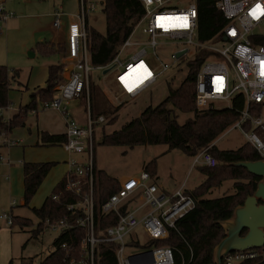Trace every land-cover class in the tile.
<instances>
[{
    "label": "built area",
    "instance_id": "2783aa9c",
    "mask_svg": "<svg viewBox=\"0 0 264 264\" xmlns=\"http://www.w3.org/2000/svg\"><path fill=\"white\" fill-rule=\"evenodd\" d=\"M145 5L142 20L132 29L130 36L118 48L114 60L99 68H117L116 83L121 93L114 97L115 103L124 102L121 96L134 99L157 82V79L169 71L182 70L183 63L193 61L199 48L209 51L210 56L201 65L196 77V107L215 109L216 100L230 101L227 108L237 107V101H243L240 118L227 130L239 128L247 142L251 143L264 159V125L261 116L251 114L253 104L264 103V43L258 40L262 34L254 29L263 23L264 0H216L217 8L228 23L223 29V38L214 42H202L198 38L197 0H179L187 6H171L170 0H141ZM80 9L74 21L68 27L67 54L73 64L68 78L58 85L59 97L44 102L43 109H56L66 122V142L62 145L67 152L86 156V161L70 159L66 174V190L75 197V201L66 204L69 215L47 218L44 229L52 233H65L71 228L84 230L80 256H71L73 249H67V264H96L97 246L100 243H116L118 264H175V248L172 246H154L151 249L129 248V242H140L133 238L138 227L146 233L148 240L165 239L171 229L186 213L195 208L197 199L183 183L174 191L161 189L151 182L148 171L143 169L138 175L120 181V188L111 194L102 204V213L117 217L115 225L97 231L96 200L94 188L95 128L105 122L107 117L101 114L94 117L91 101V56L88 47L89 15L96 10L91 0H79ZM65 13L57 8L53 12V26L61 29ZM15 16L3 2H0V21ZM146 35V40H138V30ZM175 45L167 58H162L160 49ZM139 47L135 51H129ZM152 49L155 63L145 59ZM188 55L193 57L189 58ZM78 99L85 102L86 119L82 124L69 108V101ZM1 110V109H0ZM37 110V109H36ZM252 128L245 130L246 123ZM1 140V139H0ZM16 145L15 140L3 138ZM3 142V143H4ZM214 144V143H213ZM206 147L194 157L193 166L201 164L215 167L217 161ZM1 158V157H0ZM197 165V166H196ZM52 199L61 201V194L54 193ZM16 202L13 201V205ZM0 219L9 225L13 223V214L5 212ZM151 252V254H150ZM223 264H264V244L247 250H236L222 257Z\"/></svg>",
    "mask_w": 264,
    "mask_h": 264
},
{
    "label": "trees",
    "instance_id": "16d2710c",
    "mask_svg": "<svg viewBox=\"0 0 264 264\" xmlns=\"http://www.w3.org/2000/svg\"><path fill=\"white\" fill-rule=\"evenodd\" d=\"M104 15L106 19V31L98 33L94 28H88V47L91 56V64L94 67L105 66L111 63L118 53V48L130 36L132 29L142 20L145 14V5L141 0H104ZM198 4V38L202 42H214L222 39L223 29L228 21L223 13L217 8L216 0H197ZM264 43V35L258 40ZM37 49L42 55L51 54L52 49L42 43L37 44ZM210 56L209 51L199 48L196 57L188 63L189 71L187 77L178 88H170L166 100L158 105H150L138 117L113 132H103L101 144L108 146H125L134 148L137 145H167L168 149H178L189 156L199 155L207 146L213 144L209 149L217 161L215 167L199 165L206 175V179L199 187L191 191V195L197 199L194 209L186 213V216L177 222L176 229H171L165 239L148 240L145 245L132 241L129 248L134 249L141 246L142 249H151L154 246H172L175 248V264H211L213 252L216 245L224 237L225 230L219 220L228 219L232 216L233 210L239 204H243L247 195L253 193L257 183L261 180L258 176L249 173L246 168L233 166L232 163L238 160L262 159L255 146L247 142L238 149L221 150L215 145L219 136L236 122L243 108V101H237V107L229 109H200L196 107V77L201 65ZM47 87L40 89L33 94L30 104L22 107L9 122L0 119V127L10 132L14 128L26 125L28 112L38 108V100L44 102L52 101L58 92V85L64 81L62 76L63 65H51L49 68ZM18 71L0 65V109L11 104L10 92L13 90V83L18 80ZM19 84V82H17ZM91 85L92 114L96 118L106 113L111 120H117V114L121 107L111 106L100 108L96 98L100 94L97 85ZM85 102L82 103V106ZM264 103L253 104L251 114L262 116ZM103 109V110H101ZM98 110H101L99 112ZM178 113L189 114L183 123L178 120ZM104 115V114H103ZM245 130L252 128L251 123H246ZM40 142L42 145H63L67 140L64 134H49L40 131ZM56 162H23L24 169V201L29 204L32 197L38 192L42 182L53 170ZM95 167V166H94ZM146 171L150 173L151 182L157 174V160L154 159L146 164ZM247 179L243 183L241 179ZM226 179L235 180V192L231 195H224L218 198H207L213 188L221 185ZM120 181L108 174L104 169L95 167L94 188L96 200L97 231L115 225L117 217L112 214L102 213L103 202L120 188ZM66 176L61 179L50 196H47L44 203L33 211L40 217L37 229L33 234L39 236L44 230V221L47 218L62 217L69 215L66 204L75 201V197L67 192ZM61 194V200L52 199L54 193ZM11 226L18 224L22 226L31 225L29 218L13 216ZM247 230L243 232L245 234ZM84 230L71 228V230L58 234L54 241V252L39 264H67L65 260L67 249H73L71 256H80ZM116 243H100L97 246L96 264H118Z\"/></svg>",
    "mask_w": 264,
    "mask_h": 264
},
{
    "label": "rangeland",
    "instance_id": "374dc122",
    "mask_svg": "<svg viewBox=\"0 0 264 264\" xmlns=\"http://www.w3.org/2000/svg\"><path fill=\"white\" fill-rule=\"evenodd\" d=\"M41 1L44 5L42 9H47L48 13H51V11L53 9L55 10L57 7L60 8L65 13L63 19L67 20L69 24L74 21L75 15L80 9L79 0ZM91 1L96 3L97 7L88 17L89 27L94 28L98 33L104 34L106 31V19L103 12L104 0ZM170 1L171 6H187V2H182L179 5V0ZM11 12H14L17 18L25 13L18 10ZM16 17L14 21L12 18L6 21H0V29L3 30V36H5L6 40L10 43V51H8L7 54L6 52L3 53V56L0 57V61H3L0 65L5 64L10 68L20 70V80L26 83L28 79L31 78L29 82L31 86L32 81L35 80L41 72V63L47 60L42 56H37L34 59L30 58L28 53L29 50L20 47V43L32 33L33 26L37 27L38 24H36V21H38V18H26L24 22L20 23L18 21L19 19ZM39 17L41 24H48L47 18H42L44 17L42 15H39ZM141 31L142 28L137 32V35H140L138 40L145 41L147 37L141 34ZM254 32L262 35L264 34V20L262 24L254 29ZM174 47L175 45H168L167 48L160 49L159 54L165 59L168 57L169 53L173 51ZM138 48L139 47L129 51H135ZM148 51L149 53L146 55L145 59L147 62L154 64V51H152V49ZM54 56L59 55H53V57ZM188 57L191 58L193 56L188 55ZM92 68L91 82L97 85L100 90V94L96 98L100 108L106 107L105 109H109L112 105L117 107L119 103H115L114 97L121 93V89L115 80L118 69L113 68L108 73H104V69L102 68L94 66H92ZM181 68L182 70L180 72L176 69L161 75L150 89L134 99L121 96L124 102L121 104L118 111L117 120H111L110 117H107L106 113L102 112L104 116L107 117V120L101 122V124L95 128V167L100 170L104 169L112 177L119 180L122 177L138 175L145 168L146 164L156 159L159 172L163 176L162 179H164L166 183L170 181L172 186H181L186 182L187 189L193 191L205 181L206 175L202 171V167L200 168V166L197 165V167L193 166L194 157L178 149L170 150L167 145H137L134 148H128L125 146L115 147L101 144L103 132L109 133L118 130L132 121L135 117H138L150 105H158L166 100L170 88H178L187 77L189 66L183 63L180 69ZM13 86H17L15 82L12 87ZM14 87L11 91V104L0 110V119L6 123L13 117L15 109H19V105L25 104L30 98L31 90H28L26 87L16 90ZM55 97H59V92H56ZM69 102V108L74 114L73 116L79 121L85 122L86 111L83 110L84 108H82L81 102L78 99ZM37 103L38 110H42L43 102L38 100ZM230 104V101L216 100V102H214V107L215 109H224L230 106ZM79 109L82 110L79 111ZM52 110L55 111L56 109H45L43 111ZM101 110L98 111L101 112ZM79 112H81V114ZM32 113L34 112H28L26 117L27 125L31 127V131L21 126L20 128L12 129V132L8 133V136H6L7 131L4 128L5 126L3 125L0 127V215L5 212L10 214L12 211L13 216L29 218L32 221L31 225L21 227L18 224L9 226L7 221L5 222L0 219V264H39L55 251L54 241L58 235L57 233H52L44 229L39 233V236L33 234V229H37L38 222L40 221V217L35 215L33 209L41 207L45 198L52 194L56 181L66 176L70 169V167H68V161L71 158L76 161L87 160V155L83 156L79 153L67 152L61 145H42L40 138L36 143L37 119H35ZM261 113L262 123L264 125V108ZM178 115L180 123L194 116L192 113H178ZM4 136L8 137L10 140H15L17 145H12L10 141L5 143L3 140ZM246 141L247 139L242 130L233 128L219 136L215 141V145L221 150H233L240 148ZM24 161L56 162L53 170L42 182L38 192L32 197L28 205L25 204L24 201V185L22 184V164ZM170 174L174 176H170ZM241 181L246 183L247 179L243 178ZM154 182L158 185L160 183L157 181ZM160 187L163 189L162 186ZM234 192L235 180L226 179L221 185L213 188L205 197L218 198L224 195L234 194ZM13 201L16 202L15 205H13ZM137 237L140 239L139 244L141 245H145L148 241V237L141 227H138L136 233L133 235V238ZM139 248H141V246H139Z\"/></svg>",
    "mask_w": 264,
    "mask_h": 264
},
{
    "label": "crops",
    "instance_id": "0c3cea01",
    "mask_svg": "<svg viewBox=\"0 0 264 264\" xmlns=\"http://www.w3.org/2000/svg\"><path fill=\"white\" fill-rule=\"evenodd\" d=\"M59 1H63V0H59ZM0 2H3V5H5L9 11H14V10L17 11L18 10L20 12H25L18 18L16 17V14H15V16L12 18L13 21H14L15 17L17 19H19L18 21L20 23L24 22V19H26V18H31V19H34L35 17L38 18V21H36V24H38L37 27L33 26L32 33L28 36V38H26L25 40H23L20 43V47L24 48L25 50H29L28 53H29L30 58H32V59L36 58L37 56H42L43 58H46V60H47V61H43L41 63L42 64V68L40 69L41 72L38 74V77L32 81L31 86L29 83L31 81V78L28 79V81L26 83H24L23 81L20 80V70H19L18 80H17V82H19V84L16 82L17 86H15V87L13 86V87L16 90H19V88L24 89V87H26V88H28V90H31L32 94L30 92L29 101H26L25 104H20L19 109L18 108L15 109V113H14V115H15L19 112V110L22 107L30 104L33 94L37 93L40 89L47 87L46 85H47V80H48L49 71H50L49 68L51 67V65H58V64L63 65L64 70L62 72V76L64 78V81L68 78L70 71H71L72 64H73L72 60L69 59L68 54L66 53L67 52V46H68L67 33H68L69 23L67 22V20L63 19L64 22H63L62 28L61 29H55L53 26V22H54L53 12L55 10L53 9L54 10V11L52 10L53 12L51 11V13H48L47 9L46 10L42 9L44 7V5L42 4L41 0H0ZM57 8H55V9H57ZM39 15L44 16L42 18H47L46 20H47L48 24L47 23L41 24L39 21V18H40ZM3 35H4L3 30L0 29V57L3 56V53L6 52V54H7L8 51H10V43H9V41L6 40L5 36H3ZM5 40H6V42H5ZM38 43H42V44L46 45L47 47L51 48L52 49L51 54L42 55L41 53H39V51L37 49ZM53 55H59V56L53 57ZM2 62L0 61V63H2ZM8 68L12 72L18 71L16 69H13L10 67H8ZM10 97H11V92H10ZM81 105H82V102H81ZM82 108H84V107L82 106ZM43 110H45V109L38 110V108H37V110L31 111V112H34L32 114H34L35 119H37L36 143L38 142V140L40 138V135H39L40 131H45V132H48L49 134H52V135L53 134H64L66 131L65 118H63V116L61 115V113L58 110H55V111L54 110L43 111ZM81 110L82 109H79V111H81ZM79 113L81 114V112H79ZM81 123L83 124L84 122H81ZM23 128H28L31 131V127L27 125V122H26V125L23 126ZM10 132H12V131H10ZM10 132H7L6 136H8V133H10ZM16 145H17V143H16ZM24 162L37 163V162H41V161H37V162L36 161H24ZM22 169H23V166H22ZM170 176H174V175L170 174ZM64 177L65 176L58 179L55 184L57 185V183L61 179H63ZM126 178L127 177H122L118 181H123ZM162 178H163V176L159 172V167H158L157 174L154 176L152 181L154 180V181L160 182L159 186H162V188L168 192L174 191L175 189L180 187V185L172 186L170 184L169 180H168L169 182L166 183V181H164V179H162ZM23 179H24V169L22 171V184H23ZM205 179H206V177H205ZM56 185H55V187H56ZM9 226H11V225H9Z\"/></svg>",
    "mask_w": 264,
    "mask_h": 264
},
{
    "label": "water",
    "instance_id": "95a60500",
    "mask_svg": "<svg viewBox=\"0 0 264 264\" xmlns=\"http://www.w3.org/2000/svg\"><path fill=\"white\" fill-rule=\"evenodd\" d=\"M111 69L113 67L105 69L104 73ZM232 165L246 168L261 180L243 204L235 207L230 218L219 220L225 235L214 249L211 264H223L222 257L229 252L261 247L264 244V159L238 160ZM245 230L247 232L243 234Z\"/></svg>",
    "mask_w": 264,
    "mask_h": 264
}]
</instances>
